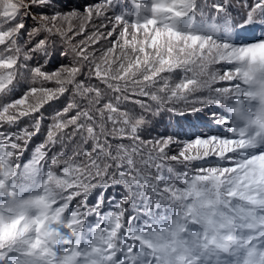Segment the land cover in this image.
Segmentation results:
<instances>
[{
  "label": "snow or ice",
  "instance_id": "6c2138e0",
  "mask_svg": "<svg viewBox=\"0 0 264 264\" xmlns=\"http://www.w3.org/2000/svg\"><path fill=\"white\" fill-rule=\"evenodd\" d=\"M133 4L134 19L128 12L106 17L112 24L106 35L116 33V40L96 57L89 43L104 33L97 30L87 42L74 38L85 23L107 13L113 0L95 5L0 0V127L32 118L29 127L0 133V264H264V34H255L257 28L264 33V0L247 6L238 21L230 18L226 3L212 4L211 18L198 0ZM27 18L36 26L27 32L31 46L22 48ZM57 38L66 48L60 55L71 52L74 60L48 70ZM36 55L45 62L29 68L33 86L7 99L19 83L20 68H28L21 61ZM85 62L89 74L108 89L123 92L136 86L134 91L157 103L155 113L164 106L181 116L221 106L228 115L211 116L222 130L185 141L178 154L169 155L166 149L178 139H144L141 133L151 121L122 111L111 99L102 103L104 92L78 79ZM221 62L228 67H210ZM178 72L184 75L174 80ZM217 79L235 83L212 88ZM205 85L210 94L194 95ZM69 92L72 99L54 115L31 161L21 166L16 158L41 133L42 118L35 114ZM135 103L144 107L142 101ZM106 121L133 142L130 151L119 144L113 153L106 138L101 142ZM69 142L71 155L61 150L48 156ZM89 142L91 149L82 147ZM46 157L45 172L38 165ZM206 157L218 159L175 178L159 171L164 167L160 160L185 163ZM167 171L174 172L172 167ZM113 185H122L127 195L116 200L114 210L101 211L104 192ZM97 188L102 191L90 206ZM129 206L135 215H127ZM92 214L96 223L86 227Z\"/></svg>",
  "mask_w": 264,
  "mask_h": 264
},
{
  "label": "trees",
  "instance_id": "16d2710c",
  "mask_svg": "<svg viewBox=\"0 0 264 264\" xmlns=\"http://www.w3.org/2000/svg\"><path fill=\"white\" fill-rule=\"evenodd\" d=\"M81 2H86L88 4L95 5L97 3H101L102 0H81ZM256 2L257 0H198V4L201 6L203 12L206 15V18H211L213 15H215V10L211 7L212 4L226 3L228 5V13L233 21H238L241 18V16L244 14V12L247 10V6L254 5ZM33 11L39 12V11H48V10L33 9ZM120 12H128L130 14L129 18L134 19L135 8H134L133 0H113L112 8L109 9V11L104 15L94 18L92 22L85 23V28L83 33L81 35L76 36L74 38V41L87 42V37L92 35V33L97 32V30H99V32L101 33H104L105 35L101 36L98 42L89 43L90 54H94L96 57H99L104 50L112 47L113 42L116 40V33H113L112 36L106 35L112 29V24L109 22V20L106 17H111L114 13H120ZM200 19L201 17L198 15L197 20L199 21ZM25 22H26V30L21 35L19 40V44L22 48L31 46L28 43L27 32L31 31L32 28L36 26V21L31 18H27ZM217 22H222V20L217 18ZM78 26L79 25L77 24V27ZM255 34L259 36L264 33H262L259 30V28H257ZM44 35H46V33H42L41 36L36 37V39L43 38ZM34 42L35 41H32V43ZM121 46H123L122 41H121ZM2 47L3 46H0V48ZM124 47H128V46H124ZM61 50H66V48L57 38L55 47L50 48V56L47 58L48 70L57 68L61 64L70 65L73 63L74 58L72 53L69 52L67 56H62L60 55ZM53 52L55 53L54 55L51 54ZM131 58L132 57H129V59ZM21 62L23 64H27L28 68H23V67L20 68V73L22 75L20 76L19 83L16 85L13 92L7 97V99L9 100L18 98L20 95L23 94V92L28 87L33 86L29 83V68L35 66L37 63H44L45 58H43L40 55H36L34 59L31 61L22 60ZM89 67H90L89 64L85 62L83 71L79 75L78 79L84 81L87 84H91L95 87L100 88L104 92L102 103L107 102L108 100L111 99L113 100L114 103H118L122 111H128L131 114L137 116L143 114L151 121V124L147 126L145 130L141 133L144 139H150L165 135H171L178 139L179 141L178 143H174L170 145L169 149H166L169 155L178 154V152L183 147V142L185 141L193 139L198 135L219 133L222 130V126H218L213 123V117L211 116V113L213 112L224 113L225 115H228L226 110L223 109L221 106H209L203 108L199 112L188 111L185 112V114L182 116L168 111L167 110L168 106H164L161 108V110L158 113H155V109L157 108V103L155 101H152L149 97L139 95L138 92L134 91L133 89L136 86L130 85L129 89L123 92H116L113 91L112 89H108L106 85L103 84L100 80L96 79L94 75L89 74ZM210 67L216 71H221L226 67H228V65H226L224 62H221L220 64L210 65ZM193 71L199 73L200 69L196 66H193ZM183 75H184L183 72L175 73L174 80L181 78ZM189 75H191V73H189ZM206 78H207L206 75L204 77H201V79H206ZM230 83L234 84L235 82L220 81L217 79L214 83L211 84V87L216 88V87L228 86ZM44 86L55 87V85L51 83H47ZM155 90H156L155 88L150 89V91H155ZM208 94L210 93L207 85H205L198 92L194 93V95H200V96H205ZM211 94L215 95L214 92ZM116 97H119L118 101L116 100ZM70 99H72L71 93L70 92L66 93L59 100L46 104L39 113L35 114L36 117L42 118L41 133L33 137L27 146V150L24 151L22 155L16 158L17 162L21 166L31 161L35 153L36 147L43 142L48 126L53 122L54 115L57 112H59ZM76 99L79 101V97H77ZM137 100L142 101L144 107H142L141 104L135 103V101ZM85 106L86 105L83 102H81V107H85ZM179 106L183 107L184 105L181 104ZM148 108L152 110L151 111L146 110ZM31 124H32V118L25 117L22 118V120L18 124L11 126L7 124L3 125V127H0V133L3 134L15 133L23 129L24 127H29ZM118 128L119 125H116V129ZM105 129L106 131L101 135L100 140L103 143L106 138L107 142L111 145V150L113 153L119 151V149L117 148V145L119 144H123L127 146L129 151L131 150V147L133 146V142L129 139L121 138L119 132L117 130H114L113 123L111 121L105 122ZM82 147L91 149V142H89L87 145H82ZM61 150L65 152V155H71L72 154L71 143L69 142V145L63 149H61L58 146L56 149L49 151L48 156L50 157L55 152ZM196 150L197 149L195 147L191 149V151L193 152H195ZM217 159H218L217 157H206L201 160L188 161L185 163H180L178 161H170V160H160L158 161V163L164 165V167H161L159 171L165 176H172L173 178H175L176 173L188 172L189 174H191L193 170H195L198 166L205 164L206 161L215 162ZM49 164L50 161L46 157L45 160L40 161L38 166L42 167V169L46 172L49 167ZM167 167H172L174 172L169 173L167 171ZM151 171L155 173L157 169L155 167H152ZM101 191L102 189L97 188L96 190L93 191L92 195L89 196L88 204L90 206L96 203L97 197ZM125 195H127V193L122 185L110 186L104 192L105 203L102 206L101 211L106 212V211L114 210L113 205L115 204L116 200L121 199ZM75 203L76 200H73L72 204L74 205ZM127 215L129 216L135 215L134 210L130 206L128 207ZM96 220L97 217L95 216V214L89 215L85 220V226L89 227L95 225Z\"/></svg>",
  "mask_w": 264,
  "mask_h": 264
}]
</instances>
